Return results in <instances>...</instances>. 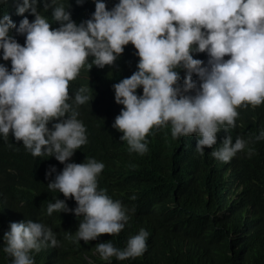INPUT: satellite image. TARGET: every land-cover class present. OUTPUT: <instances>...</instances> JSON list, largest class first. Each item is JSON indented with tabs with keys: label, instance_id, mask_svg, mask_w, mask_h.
Returning <instances> with one entry per match:
<instances>
[{
	"label": "clouds",
	"instance_id": "obj_1",
	"mask_svg": "<svg viewBox=\"0 0 264 264\" xmlns=\"http://www.w3.org/2000/svg\"><path fill=\"white\" fill-rule=\"evenodd\" d=\"M82 3L55 7L52 21L38 13L37 0L17 4V15L35 16L31 23L25 17L16 29L26 33L24 46L9 35L16 28L10 16L0 18L2 58L11 61L10 73L0 65V133L8 137L11 130L32 156H54L65 165L47 187L65 199L71 197L77 207L69 209L65 200L55 199L47 214L71 211L82 216L76 239L88 242L102 234L118 235L129 216L119 200L97 191L102 162L65 163L87 143L79 113L68 101L83 105L92 100L87 88L77 89L69 82L91 61L89 69L93 64L112 65L131 43L139 57L138 71L113 85L115 102L123 105L113 124L123 133L120 139L130 151L143 155L151 130L170 124L173 138L198 135L196 151L203 155L205 148L217 144L222 126H236L238 108L264 103V0H119L111 11L98 0L92 19L78 26L70 12L77 5L89 10L91 5ZM51 6L43 4L45 9ZM55 22L60 27L51 29ZM193 51L208 54L206 66L192 57ZM180 67L186 70L182 87L175 71ZM193 73L201 81L198 88ZM139 86L143 93L137 96ZM190 90L195 94L188 95ZM53 120L59 122L49 130L47 124ZM262 139L264 131L254 138ZM249 142L237 137L233 143L227 135L211 155L227 163ZM55 171L50 167L46 178ZM148 236L141 229L123 250L111 241L97 244L96 250L105 261L136 258L146 251ZM4 240L3 250L13 258L12 264H34L31 253L59 246L51 228L32 220L12 222Z\"/></svg>",
	"mask_w": 264,
	"mask_h": 264
},
{
	"label": "trees",
	"instance_id": "obj_2",
	"mask_svg": "<svg viewBox=\"0 0 264 264\" xmlns=\"http://www.w3.org/2000/svg\"><path fill=\"white\" fill-rule=\"evenodd\" d=\"M72 1L76 0H37V11L52 21L54 8L67 7ZM22 2L0 0V18L10 16L16 28L10 29L9 35L24 46L26 33L18 34L16 29L25 17L31 23L35 16L30 12L16 14L17 4ZM96 2L83 0L82 5L91 7L87 10L77 5L70 12L71 20L79 26L92 19ZM99 2L111 11L119 0ZM44 3L52 6L45 9ZM52 25L51 29L60 27L59 22ZM191 55L202 58V66L207 65L206 52L193 51ZM2 57L0 49V65L10 73L11 61ZM138 63L137 50L129 43L112 65L98 68L93 64L89 69L91 61L69 82L77 89L87 88L92 100L83 105H75L72 98L68 101L79 113L77 119L85 127L87 143L65 163L82 164L95 159L105 165L97 176V191L105 190L113 201L119 200L128 209L129 220L124 229L118 235L102 234L84 242L76 239L82 216L71 211L48 215L47 206L55 199L65 200L69 209L77 207L74 199H65L62 193L47 187L65 165L54 156H32L10 130L8 137L0 133V264H12L13 258L3 250L7 246L4 234L10 231V224L27 220L45 224L59 241L58 247L31 253L34 264H264V139L254 140L264 131V103L255 108H238L236 126H222L216 134L217 144L213 149L205 148L203 155L196 151L198 135L173 138L170 124L151 130L146 136L148 151L140 155L129 150L127 142L120 139L123 133L113 127L123 109L115 102L113 85L138 71ZM175 71L182 87L186 70L180 67ZM197 79L193 73L192 80ZM200 83L199 80L197 88ZM142 93L139 86L135 94ZM187 94L195 92L190 90ZM57 122L50 121L49 130ZM227 135L233 143L237 137L250 142L225 163L211 152L222 147ZM52 166L56 171L46 178L45 173ZM133 196L136 198L131 199ZM141 229L149 236L147 249L139 257L124 261L112 257L105 261L96 250L97 244L108 241L123 250Z\"/></svg>",
	"mask_w": 264,
	"mask_h": 264
},
{
	"label": "bare ground",
	"instance_id": "obj_3",
	"mask_svg": "<svg viewBox=\"0 0 264 264\" xmlns=\"http://www.w3.org/2000/svg\"><path fill=\"white\" fill-rule=\"evenodd\" d=\"M201 59H202V58H201ZM201 59H200V60H201ZM201 61H202V60H201ZM198 81H199V78L197 79V81H196V80H194V82H195L196 84H197V82H198ZM157 243H158V242H157ZM149 248H150V247H149Z\"/></svg>",
	"mask_w": 264,
	"mask_h": 264
},
{
	"label": "rangeland",
	"instance_id": "obj_4",
	"mask_svg": "<svg viewBox=\"0 0 264 264\" xmlns=\"http://www.w3.org/2000/svg\"><path fill=\"white\" fill-rule=\"evenodd\" d=\"M174 203H172V205H173Z\"/></svg>",
	"mask_w": 264,
	"mask_h": 264
}]
</instances>
